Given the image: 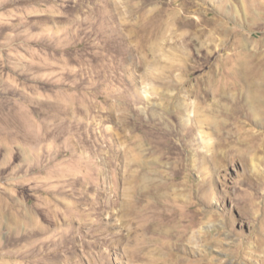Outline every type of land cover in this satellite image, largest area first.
<instances>
[{"label": "rangeland", "instance_id": "rangeland-1", "mask_svg": "<svg viewBox=\"0 0 264 264\" xmlns=\"http://www.w3.org/2000/svg\"><path fill=\"white\" fill-rule=\"evenodd\" d=\"M259 1L0 0V264H264V113L197 85Z\"/></svg>", "mask_w": 264, "mask_h": 264}, {"label": "bare ground", "instance_id": "bare-ground-1", "mask_svg": "<svg viewBox=\"0 0 264 264\" xmlns=\"http://www.w3.org/2000/svg\"><path fill=\"white\" fill-rule=\"evenodd\" d=\"M259 2L255 7L261 11V9H264V0H260ZM255 7L253 6L254 9ZM247 16L249 17V15ZM262 42L260 40L257 41V39L253 40L251 37L233 39L229 43V49L227 50L229 52L224 53L220 60L222 67L220 66L221 68L219 69L215 68V73L211 74L212 76H202L198 80V95L200 98L204 100L205 97L211 94L209 112L218 115L222 113L227 114L233 121L238 122V113H242L239 110H245L246 118L252 117L254 122L261 123V115L264 113V62H262L264 60V52H259L258 48H260L261 44L263 45ZM210 45L214 47L212 44ZM225 74L230 75L233 81L237 80L240 83L239 92H232V84L234 85L235 82L231 84ZM224 98L233 100L234 105L229 107L221 104L220 100ZM240 98L243 100L241 107L239 106L240 104H235ZM232 110L236 111V113L233 114ZM226 126H230L226 131H218L217 125H214L212 129L219 136L223 135L225 137L226 141L224 142L229 143L231 142L230 138H234L232 133L237 129V125L233 126V123H228L227 121ZM167 154H170V152H167Z\"/></svg>", "mask_w": 264, "mask_h": 264}]
</instances>
